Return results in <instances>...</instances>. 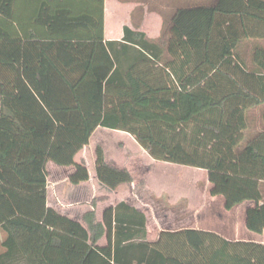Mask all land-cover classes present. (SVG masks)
<instances>
[{
  "label": "trees",
  "instance_id": "16d2710c",
  "mask_svg": "<svg viewBox=\"0 0 264 264\" xmlns=\"http://www.w3.org/2000/svg\"><path fill=\"white\" fill-rule=\"evenodd\" d=\"M49 1L34 18L46 35H20L15 0H0V264H264V244L214 231L148 242L146 214L127 202L102 222L87 213V228L47 206L48 164L88 181L75 158L102 127L129 133L154 160L206 171L226 210L252 203L246 228L262 234L264 0L171 4L157 39L139 31V6L122 40L104 37V0H83L81 13ZM95 155L102 185L133 183L103 147Z\"/></svg>",
  "mask_w": 264,
  "mask_h": 264
},
{
  "label": "crops",
  "instance_id": "0c3cea01",
  "mask_svg": "<svg viewBox=\"0 0 264 264\" xmlns=\"http://www.w3.org/2000/svg\"><path fill=\"white\" fill-rule=\"evenodd\" d=\"M69 1L51 0L49 3L54 9L72 4V9L77 13L86 10L82 4L83 0H71V3ZM110 1L112 0H104V37L106 40H122L125 26L136 30L131 19L133 11L139 6L146 7L139 31L151 39L159 38L164 22L161 11L166 13L172 4L169 1L165 3L161 0H116L119 6H127L129 9L126 13V19L121 25L118 38L109 39L108 34L111 27L108 26V20L111 11L108 3ZM45 2L46 0H15L13 22L18 26L20 35H26L30 31H34L38 35H46V28L43 26L21 28V23L28 17L31 19L29 21L34 22L41 4ZM192 2L194 1L188 0L187 3L183 2L175 6H187ZM149 3L155 5L151 10H149ZM255 116H259V112H255ZM102 129L106 128H98L90 138L89 145L75 158L77 163H86L90 176L88 181L74 185L70 182V176L74 173L73 167H60L54 163L53 165L50 164L52 162L48 164L47 170L49 166H55L60 172L55 175L53 180L48 173L47 206L49 208L55 209L60 214L87 228L84 221L87 213L95 211L98 220L102 222L103 214L107 208L116 207L121 202H127L146 214L147 241L151 243L157 242L163 232L199 230L214 231L235 242L249 241L264 244V232L255 234L246 228V213L248 208L253 206L251 202H245L228 211L224 207L225 201L222 197L211 195L212 186L206 171L154 160L129 133ZM110 131L123 136L112 154L106 150L103 144L104 140L99 139V136L108 134L107 132ZM98 146L103 147L106 161L110 165L130 171L134 178L133 183L123 185L117 190H111L100 183L95 155ZM84 154L87 155L84 156ZM155 168L160 169L161 172H157L158 169ZM92 171H95L94 175ZM136 173L140 176L141 183H137ZM183 178H188V180L184 182ZM94 200H97L95 206L93 205ZM220 228L225 231L219 232L218 229ZM7 236L0 227V253L4 252L2 244ZM107 244V236H104L100 240L99 246L106 247Z\"/></svg>",
  "mask_w": 264,
  "mask_h": 264
},
{
  "label": "rangeland",
  "instance_id": "374dc122",
  "mask_svg": "<svg viewBox=\"0 0 264 264\" xmlns=\"http://www.w3.org/2000/svg\"><path fill=\"white\" fill-rule=\"evenodd\" d=\"M162 2H171L173 5H176V4H181V3H187L188 0H161ZM69 3H71V0L69 1ZM72 7V4H70ZM108 7L110 8V17H109V20H108V26L111 27L110 28V33L108 34L109 35V39H116L118 38L120 32H121V25L122 23L125 21L126 19V13H127V10L129 9L127 6H119L117 4V1L116 0H112L108 3ZM153 7H155V5L153 4H150L149 3V10H151ZM23 9V7H21ZM25 8V7H24ZM146 8V7H145ZM161 9V8H160ZM105 12V11H104ZM25 16V15H24ZM30 17L27 18V20H24L21 24V28H27V27H31L33 28L34 26L38 27L39 25L35 24L33 21H29ZM31 20V19H30ZM12 21V20H11ZM115 34V35H114ZM110 35H113V36H110ZM102 130H106V129H102ZM106 131H109V130H106ZM108 134H105V135H101L99 136V139H103L104 142V146L106 147V150L112 154L115 150V148H117V144L119 143V141H121V138H123V136L121 134H117L116 132L114 131H110V132H107ZM98 137V136H97ZM96 139V138H95ZM93 142H95V140H93ZM87 154H84V156H86ZM145 162V161H144ZM53 165V163H50ZM68 168V167H67ZM58 168H56L55 166H49V169H48V173H49V177L51 178V180L54 179L55 175L57 173H60L59 170H57ZM155 169H158V168H155ZM154 170V169H152ZM156 171V170H155ZM93 172V175L95 174V171H92ZM157 172H161L160 169L157 170ZM136 177H137V183H141V178L140 176L138 175V173H136ZM185 174V173H184ZM193 176V175H192ZM145 178V177H144ZM142 178V179H144ZM184 179V182H186L188 180V178H183ZM53 183V182H52ZM151 224L153 225V222L151 221ZM214 230V229H212ZM219 232H224L225 230L223 228H220L218 229Z\"/></svg>",
  "mask_w": 264,
  "mask_h": 264
}]
</instances>
